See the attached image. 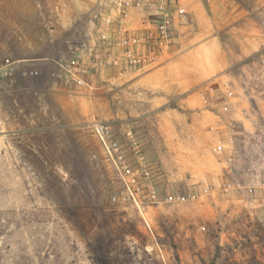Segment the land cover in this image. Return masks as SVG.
Returning a JSON list of instances; mask_svg holds the SVG:
<instances>
[{
	"label": "rangeland",
	"instance_id": "1",
	"mask_svg": "<svg viewBox=\"0 0 264 264\" xmlns=\"http://www.w3.org/2000/svg\"><path fill=\"white\" fill-rule=\"evenodd\" d=\"M262 49L264 0H0V264H264Z\"/></svg>",
	"mask_w": 264,
	"mask_h": 264
},
{
	"label": "built area",
	"instance_id": "2",
	"mask_svg": "<svg viewBox=\"0 0 264 264\" xmlns=\"http://www.w3.org/2000/svg\"><path fill=\"white\" fill-rule=\"evenodd\" d=\"M157 12L159 14L158 15L159 17H158V20H157V31L162 35V34L165 33V29H166V23H167L166 16H167V13H165L163 11L162 7H159V9H157ZM180 22L186 23V17L183 16L180 19ZM123 43L126 44L127 42L124 40ZM94 132L97 134V136L99 137L101 142L105 145V137H106V134H107V127L102 125V124H96V125H94ZM110 147L113 148V150L115 152H117L116 143H113ZM106 149H107V152L109 153L110 157L112 158L111 152L109 151L107 146H106Z\"/></svg>",
	"mask_w": 264,
	"mask_h": 264
},
{
	"label": "trees",
	"instance_id": "3",
	"mask_svg": "<svg viewBox=\"0 0 264 264\" xmlns=\"http://www.w3.org/2000/svg\"><path fill=\"white\" fill-rule=\"evenodd\" d=\"M204 7H205L206 10H207V6H206L205 4H204ZM262 56H264V49H262L261 51H259V52L256 53V54H254V55L251 56L250 58L244 60V62L242 63V65H243V64H247V63L251 62V61L254 60V59H260ZM64 128H66V127L64 126Z\"/></svg>",
	"mask_w": 264,
	"mask_h": 264
},
{
	"label": "crops",
	"instance_id": "4",
	"mask_svg": "<svg viewBox=\"0 0 264 264\" xmlns=\"http://www.w3.org/2000/svg\"><path fill=\"white\" fill-rule=\"evenodd\" d=\"M67 104H68L67 101L64 100V101L61 103L60 109H61L63 115H64L65 117L69 118L70 115H68V111H67V108H66V105H67ZM81 111H82V110H81ZM81 114H82V113H81Z\"/></svg>",
	"mask_w": 264,
	"mask_h": 264
}]
</instances>
